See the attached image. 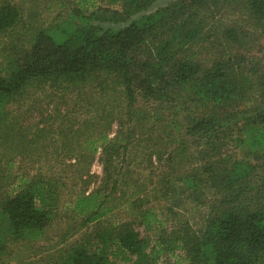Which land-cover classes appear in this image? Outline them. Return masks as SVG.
<instances>
[{"label":"trees","instance_id":"obj_1","mask_svg":"<svg viewBox=\"0 0 264 264\" xmlns=\"http://www.w3.org/2000/svg\"><path fill=\"white\" fill-rule=\"evenodd\" d=\"M103 1L121 8L76 9L72 21L36 32L0 73V161L6 150L25 156L35 148L38 134L28 139L11 110L33 108L38 98L56 101L43 135L57 129L61 142L45 145L54 156L49 172L23 173L1 194L0 255L43 236L62 191L71 189L69 174L88 185L98 155L99 184L74 191L71 210L80 229L95 225L48 264H156L162 255L185 264H264V72L254 75L233 52L249 46L252 34L219 19L238 14L246 28L264 32V0H177L150 13L160 0ZM20 18L17 4L1 0L0 37ZM106 22L117 28L100 25ZM139 144H148L149 162H185L186 198L215 200L204 229L184 222L168 231L152 209L101 223ZM135 221L159 236L144 239Z\"/></svg>","mask_w":264,"mask_h":264},{"label":"rangeland","instance_id":"obj_2","mask_svg":"<svg viewBox=\"0 0 264 264\" xmlns=\"http://www.w3.org/2000/svg\"><path fill=\"white\" fill-rule=\"evenodd\" d=\"M10 1L20 7L21 18L11 31L0 37V73L6 68L8 58L19 57L27 51L36 32L60 27L64 23L72 21L73 12L76 9L83 8L84 13L88 14L96 8H109L117 11L121 8L119 5L109 7L103 0L90 1L85 5H82L80 0ZM175 1L177 0H160L145 13H150ZM240 17L238 14L226 13L219 19L221 24H232L236 21L237 25H242L252 34L250 35L252 40L249 46L240 49L234 48L233 52L238 56H242L247 69H254L252 71L254 75H262L264 72V66L261 62L262 52L264 51V32L262 29L246 28L245 24L240 21L242 20ZM100 25L104 28H117V25L107 22L100 23ZM37 95L43 97L44 93L38 92ZM40 99L38 98L36 102H32L34 103L33 108L24 104L26 106L22 105L20 108L11 110L12 117L15 122L20 124L22 133L28 139H33V134L36 132L38 137L36 139L37 144L34 145L35 148L30 150L28 155L20 156L10 149L6 150L4 159L10 158L12 166H7L4 159L0 161V198L2 197L1 194L14 189L21 174L28 175V172L34 174L35 172H49L51 170L48 167L47 171L45 165H51L54 162V156L50 154V148L45 147V145L54 141L55 146L61 142L57 140V129H55L53 136L52 134L49 136L43 135V130L48 131L47 124L43 123V120L49 116L48 114L54 112L53 108L56 101L48 106L46 101L42 102ZM69 117H71V114H69ZM132 147L134 148V145ZM131 150L133 153L129 156L130 160H126L129 164L121 175V183L111 193L108 190L110 194L106 206L110 208V211L101 218V223L106 226L109 223L132 221L136 217L135 213L137 211L152 209L154 214L163 222V228L168 231L175 225L184 222L188 223L194 230L204 229L211 216L212 205L215 200H209L210 196H207L203 198L202 204H199L193 202L191 197L186 198L184 183L179 179L180 175L187 171L185 162L157 163L154 158H152V162H149L148 144L147 146L139 144ZM54 171L57 173L56 169ZM90 171L93 176L86 179L88 185H81L76 176L69 174L66 182H68L67 185L71 189L62 191L55 220L45 229L40 239L9 244L3 255H0V258L11 264L24 262L48 264L63 254L75 241L82 239L87 230L91 231L95 223H90L80 229L81 218L71 211L74 198L72 193L74 191L84 189L90 192L99 184L102 168L98 162V155H96ZM75 183L76 186H74ZM172 184L174 190L171 188ZM134 228L140 233L141 237L150 241L160 234V230L145 231L144 226L137 221L134 222ZM64 236L62 243L61 237ZM175 255L179 254L176 252ZM176 258V256L162 255L156 264H185L184 262H174Z\"/></svg>","mask_w":264,"mask_h":264}]
</instances>
